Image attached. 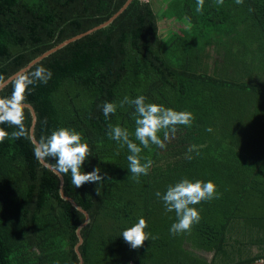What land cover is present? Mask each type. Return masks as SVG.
Here are the masks:
<instances>
[{"label":"trees","instance_id":"16d2710c","mask_svg":"<svg viewBox=\"0 0 264 264\" xmlns=\"http://www.w3.org/2000/svg\"><path fill=\"white\" fill-rule=\"evenodd\" d=\"M126 1L0 0V84L112 19L23 73L41 66L52 73L26 94L36 141L74 129L91 152L82 170L107 173L104 182L80 188L61 174L64 194L90 217L81 230L83 264H264V0H204L202 14L196 0H132L115 16ZM163 20L181 26L168 30ZM11 82L0 97L10 95ZM140 95L194 119L167 139L159 133L164 148L145 149L131 136L142 147L141 162L153 161L137 182L127 147L107 131L112 124L134 133V108L120 102ZM105 102L117 105L108 118ZM24 114L28 137L0 142V264H78L76 229L84 216L60 197L58 177L35 157L27 108ZM183 178L212 181L219 198L194 205L199 223L173 235L175 212L155 193ZM140 217L150 237L131 249L121 233Z\"/></svg>","mask_w":264,"mask_h":264},{"label":"clouds","instance_id":"9594fccd","mask_svg":"<svg viewBox=\"0 0 264 264\" xmlns=\"http://www.w3.org/2000/svg\"><path fill=\"white\" fill-rule=\"evenodd\" d=\"M142 2H148V0ZM216 2L218 5H223L224 0H216ZM235 2L239 5L243 3V0H235ZM203 7L204 0H196V12L202 14ZM185 22L187 26H191L189 17H185ZM51 75L49 70L41 66L30 74L18 75L11 82L10 95L0 97V124L6 123L16 130L9 134L0 128V142H3L9 135L12 139L28 137V129L24 123L26 94L30 86L37 81L46 84ZM125 104L134 108V133L130 134L127 128L119 125L109 124L107 135L116 141L121 148L127 147L130 153L127 156L128 170L138 182L141 175L148 174L153 164L149 158H145L146 162H141L142 147L139 145L145 149L149 148L150 145L164 148L165 144L159 133L163 132L164 138L167 139L170 132L175 133L177 125L190 126L194 117L191 112L176 111L163 105L146 103V97L143 95L134 99L125 96L120 102V106L123 107ZM116 109L117 105L112 102H105L102 105L105 118L114 114ZM132 135H134L135 140L139 141V145L133 142ZM194 147L190 146L188 151H193ZM34 155L38 160L46 161L58 174H70L71 182L76 188H80L86 183L97 185L107 178V173H102L100 167H95L90 172L82 170V166L91 156V152L88 144L83 142L81 134L74 129L61 127L52 130L49 134L42 135L34 146ZM155 195L163 202L166 212H175L176 222L170 228V234L173 235L190 231L194 223H199L200 214L193 207L194 205L201 201L219 198L216 193V186L212 181H192L188 178L168 185L163 194L157 191ZM146 228L145 219L140 217L138 222L122 231L121 237L131 249H138L150 237V234L144 231ZM151 238L155 239L156 237Z\"/></svg>","mask_w":264,"mask_h":264},{"label":"water","instance_id":"95a60500","mask_svg":"<svg viewBox=\"0 0 264 264\" xmlns=\"http://www.w3.org/2000/svg\"><path fill=\"white\" fill-rule=\"evenodd\" d=\"M132 0H127L126 3L122 6V8L120 9V11L115 15L117 16L120 12H123L127 7L128 5L130 4ZM114 16V17H115ZM112 20V19H111ZM110 20V21H111ZM110 21H107L101 25H99L98 27L92 29V30H89L87 32H84V33H81V34H78L70 39H67L63 42H61L60 44H58L57 46L53 47L50 51L46 52V53H43L42 55H40L39 57L35 58L34 60L30 61L28 63V65L22 69H20L18 72H16L15 74L11 75L8 79H6L4 82H2L0 84V91L6 86L8 85L12 80H14L18 75H22L23 73H25L27 70H29L34 64L38 63L41 59H43L44 57H46L48 54L50 53H53L55 52L56 50L58 49H61L63 47H65L66 45H68L69 43L73 42V41H76L78 39H81L82 37L88 35L89 33L97 30V29H101L105 26H107ZM24 108H27L30 112V115H31V126H30V139H31V142L36 145L37 141L34 137V127H35V124H36V114H35V111L33 109L32 106H30L29 104H24ZM40 163L46 167L47 169H49L50 171H52L59 179V195L60 197L65 200V201H68L76 210H78L83 216H84V221L77 227L76 229V237H77V243L74 247V251L78 257V264H83V259H82V256L79 252V247L81 246L82 242H83V239H82V236H81V230L86 226L88 225V223L90 222V217L88 215V213L82 208L80 207L78 204H76V202L66 196L63 192V185H64V178L61 174H58L53 168H51L49 166V164L46 162V161H42V160H39Z\"/></svg>","mask_w":264,"mask_h":264},{"label":"rangeland","instance_id":"374dc122","mask_svg":"<svg viewBox=\"0 0 264 264\" xmlns=\"http://www.w3.org/2000/svg\"><path fill=\"white\" fill-rule=\"evenodd\" d=\"M154 5H155V7H157V4H154ZM160 26L162 28H165V29L168 28V30L169 29L178 30V27L181 26V25H179L178 23H174V22H172L170 20H163V21L160 22Z\"/></svg>","mask_w":264,"mask_h":264},{"label":"built area","instance_id":"2783aa9c","mask_svg":"<svg viewBox=\"0 0 264 264\" xmlns=\"http://www.w3.org/2000/svg\"><path fill=\"white\" fill-rule=\"evenodd\" d=\"M142 1H147V0H142Z\"/></svg>","mask_w":264,"mask_h":264}]
</instances>
